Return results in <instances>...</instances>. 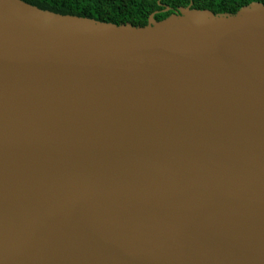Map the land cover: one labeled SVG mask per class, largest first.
I'll return each instance as SVG.
<instances>
[{
	"label": "water",
	"instance_id": "1",
	"mask_svg": "<svg viewBox=\"0 0 264 264\" xmlns=\"http://www.w3.org/2000/svg\"><path fill=\"white\" fill-rule=\"evenodd\" d=\"M0 264H264V3L0 0Z\"/></svg>",
	"mask_w": 264,
	"mask_h": 264
},
{
	"label": "trees",
	"instance_id": "2",
	"mask_svg": "<svg viewBox=\"0 0 264 264\" xmlns=\"http://www.w3.org/2000/svg\"><path fill=\"white\" fill-rule=\"evenodd\" d=\"M39 8L61 14L77 15L94 18L100 21L122 24L130 22L133 25H145L154 13L161 20L182 6L198 9H210L216 13H235L241 7L254 1L264 0H24ZM170 9L165 10V8Z\"/></svg>",
	"mask_w": 264,
	"mask_h": 264
}]
</instances>
